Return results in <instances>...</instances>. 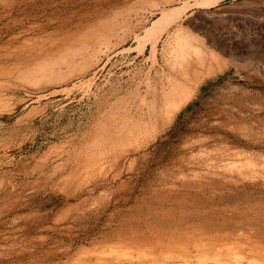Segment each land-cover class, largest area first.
<instances>
[{
  "label": "rangeland",
  "instance_id": "1",
  "mask_svg": "<svg viewBox=\"0 0 264 264\" xmlns=\"http://www.w3.org/2000/svg\"><path fill=\"white\" fill-rule=\"evenodd\" d=\"M171 1L0 0V264H264V0Z\"/></svg>",
  "mask_w": 264,
  "mask_h": 264
},
{
  "label": "bare ground",
  "instance_id": "2",
  "mask_svg": "<svg viewBox=\"0 0 264 264\" xmlns=\"http://www.w3.org/2000/svg\"><path fill=\"white\" fill-rule=\"evenodd\" d=\"M31 1V0H30ZM171 1V0H170ZM166 2V1H165ZM172 2V1H171ZM167 3H169V1L167 2ZM186 3V2H185ZM164 4H166V3H164ZM15 5V4H14ZM165 6V5H164ZM18 7V6H17ZM31 7V6H30ZM186 7H188V5L187 4H184V5H182L181 7H176V8H170V9H160L159 10V16L156 18V19H154L153 21H152V23L150 24V26H148L149 28H148V30H146V32H145V34L144 35H141L138 39H139V41H140V43H142V45H144L143 43H150L151 44V46H153V49H155V45H156V41H157V39H158V37H159V35L162 33V31L168 26V25H170V23L174 20V18H175V20H176V18L184 11V9H186ZM141 8V7H140ZM163 8V7H162ZM126 9V8H125ZM137 13H138V10H136V9H132L131 7H130V9L128 8V10H126V13H120L121 14V16H123V17H121L122 18V21H120V23L119 24H114V28H113V32H117L118 30L120 31V29L122 30V29H125V28H127V26L129 25V23H131V22H128V21H130V17H131V15H133V17L136 15L137 16ZM120 14L118 15V16H120ZM141 15V14H140ZM5 16V15H4ZM133 17H131V18H133ZM115 18V17H114ZM120 19V18H119ZM113 20V19H112ZM117 20V19H116ZM143 20V19H142ZM174 20V21H175ZM135 21H138L137 19H135L134 20V22ZM110 23H111V21H109ZM108 23H106V25H107ZM103 25V28H104V24H102ZM101 25V26H102ZM110 26V25H109ZM108 26V27H109ZM138 26V25H137ZM107 27V28H108ZM106 28V29H107ZM112 28V27H111ZM139 28V27H138ZM105 29V28H104ZM110 29V28H109ZM111 31H112V29H110ZM109 31V30H108ZM123 31V30H122ZM127 31V30H126ZM125 31V32H126ZM129 31V30H128ZM112 32V33H113ZM124 32V33H125ZM103 33V32H102ZM106 33V32H105ZM109 32H107V34H108ZM106 34V35H107ZM109 34H111V32L109 33ZM116 34V33H115ZM123 34V33H122ZM98 35V34H97ZM105 35V36H106ZM114 35V34H113ZM113 35H110L111 37L113 36ZM99 36V35H98ZM101 36V35H100ZM104 36V35H103ZM103 36H101V39H108V38H106V37H103ZM115 37H116V35H114ZM126 36V35H125ZM119 37V36H118ZM136 37H137V35H136ZM95 38V37H94ZM113 38V37H112ZM135 38V37H134ZM95 39H97L96 40V42L98 43V38L96 37ZM103 39V40H104ZM110 40V39H109ZM108 41V40H107ZM107 41H104V42H107ZM116 41H117V39H116ZM125 41V40H124ZM138 41V40H137ZM120 42V41H119ZM179 42H183L182 40L181 41H179ZM178 42V43H179ZM189 42V41H188ZM95 43V42H94ZM101 42H99L98 44H100ZM177 43V44H178ZM190 43V42H189ZM188 43V44H189ZM106 44V43H105ZM185 44V43H184ZM192 44V43H191ZM82 46V45H81ZM81 46H80V48H81ZM83 46H85L86 47V44L85 45H83ZM107 46V45H106ZM178 46V45H177ZM187 46V45H186ZM193 46V45H192ZM175 48H176V46H174ZM179 47H180V43H179ZM178 47V48H179ZM188 47V46H187ZM173 48V47H172ZM177 48V53L180 55V53H182L183 52V47H180L179 49ZM78 49V48H77ZM82 49V48H81ZM151 49H152V47H151ZM150 49V50H151ZM174 49V48H173ZM188 49V48H187ZM75 50V49H74ZM84 50V48L82 49V51ZM186 50V49H185ZM196 50V49H195ZM71 51H73V50H71ZM76 51V50H75ZM82 51H80V53L82 52ZM176 51H174V52H176ZM191 51V50H190ZM192 51H193V47H192ZM86 52H90V51H86ZM151 52V51H150ZM154 51H152V53H153ZM187 52V51H186ZM196 52V51H195ZM70 53V51L68 52V54ZM193 53V52H192ZM196 53H198V49H197V52ZM67 54V53H66ZM77 54H79V53H77ZM86 53H85V51H84V53H83V55H85ZM91 54V53H90ZM173 54V53H172ZM183 54V53H182ZM182 54H181V56H182ZM74 56V54H69L68 55V57L70 58V56ZM174 56H175V54H173ZM178 55V58L179 57H181V56H179ZM195 55V54H194ZM66 56V55H65ZM196 56V55H195ZM82 57V56H81ZM91 57V56H90ZM183 57V56H182ZM181 57V58H182ZM197 57V56H196ZM74 58V57H73ZM180 58V59H181ZM201 56H199V60H198V57H197V66H202V65H199V64H202L201 62H199L200 60H201ZM60 59V58H59ZM62 59V58H61ZM60 59V60H61ZM68 59V58H67ZM60 60H58V61H60ZM51 61V60H50ZM63 61V60H62ZM61 61V62H62ZM72 61V60H71ZM75 62V61H74ZM64 63V62H63ZM73 63V62H72ZM72 63H71V65H72ZM70 64V63H69ZM60 65V64H59ZM58 65V66H59ZM67 65H68V63H67ZM66 65V66H67ZM65 66V67H66ZM182 66V65H181ZM72 67V66H71ZM75 67V66H74ZM87 67V66H86ZM69 68L70 67H68V70H69ZM179 68L181 69V67L179 66ZM84 69V68H83ZM82 69V70H83ZM36 70V69H35ZM79 70V69H78ZM78 70H76V71H78ZM81 71V70H80ZM64 73H62V75H63ZM70 75V74H69ZM67 77H68V75H67ZM59 78H62V77H59ZM63 78H66V77H64L63 76ZM38 79H39V77H38ZM61 80V79H60ZM180 88V89H179ZM178 88V90H184V92H185V89H183V87H179ZM185 88V87H184ZM153 90V89H152ZM177 90V89H176ZM153 91H155V89L153 90ZM174 91V90H173ZM179 91V93H181V94H183L184 95V92H180ZM150 92V91H149ZM148 92V93H149ZM157 92H159V91H157ZM148 93H146V94H148ZM176 93V92H175ZM177 93H178V91H177ZM154 96V98H153V101H154V104H153V102L152 103H150L149 105H148V109L146 110V113H149L148 115H150V114H155V116L157 117V115L156 114H159V117H161V115H163V113H161V112H163V109H162V106L160 107V109H158V103H159V99H160V103H161V101H165L164 99H165V97H164V95L162 96V95H160V96H158L159 95V93H152ZM158 94V95H157ZM151 95V94H150ZM165 95H166V93H165ZM169 95V94H168ZM174 95H176V96H174ZM172 96L173 97H182L181 95L180 96H178L177 94H172ZM167 97V96H166ZM183 98V97H182ZM161 99H163V100H161ZM172 100H173V98H172ZM180 101L181 102V99H176V101ZM174 102H175V99L173 100ZM171 102V104H172V106L176 103H174V102ZM158 102V103H157ZM169 102V101H168ZM180 102H178L179 104H180ZM163 103V102H162ZM174 103V104H173ZM166 104V103H165ZM163 106H164V103H163ZM166 106V105H165ZM167 106L168 107H171L170 106V104L168 105V103H167ZM176 106L177 107H179L178 105H175L174 107H175V109H176ZM167 107V108H168ZM173 107V108H174ZM135 108V107H134ZM170 109V108H169ZM171 109H172V107H171ZM175 109H173L174 111H175ZM139 110V109H138ZM167 112L169 111L168 109H165ZM143 111V110H142ZM139 112V114L137 115V116H139V117H141V116H143V114H144V111L143 112H141V111H138ZM140 113H142V114H140ZM165 113V112H164ZM174 113V112H173ZM116 114V113H115ZM161 114V115H160ZM167 117V116H166ZM154 118V117H153ZM158 118V117H157ZM156 118V119H157ZM163 118V117H162ZM168 118V117H167ZM131 119V118H130ZM135 119V118H134ZM137 119V118H136ZM141 119V118H140ZM139 119V120H140ZM244 119H246V118H244ZM148 120H149V118H148ZM117 121V120H116ZM132 121V120H131ZM156 121V120H155ZM234 121V120H233ZM144 122V121H143ZM117 123H118V121H117ZM133 123H134V121H133ZM136 123H137V121H136ZM152 123V122H151ZM163 123V122H162ZM135 124V123H134ZM134 124H133V126H134ZM146 124V123H145ZM101 125V124H100ZM116 125V124H115ZM118 125V124H117ZM138 125V124H137ZM136 125V126H137ZM140 125V124H139ZM144 125V124H143ZM123 126V125H122ZM145 126V125H144ZM152 126V125H151ZM155 126V125H154ZM140 127V126H139ZM122 128V127H121ZM124 128V127H123ZM126 128V127H125ZM148 129V128H147ZM137 129H135L134 131H135V134L137 133V135H138V132L139 131H136ZM141 130L145 133L146 131H144V128L142 129V127H141ZM124 131V129L122 130V132ZM130 130L128 129V132H129ZM133 131V132H134ZM121 132V133H122ZM125 134V133H124ZM134 134V136H136ZM109 135V134H108ZM118 135V134H117ZM131 135V134H130ZM120 136V135H119ZM129 136V135H128ZM133 136V137H134ZM123 137V136H122ZM97 138V137H96ZM99 138V137H98ZM139 139V138H138ZM135 140V139H134ZM133 140V141H134ZM96 141V140H95ZM99 141V140H98ZM100 141H102V139L100 140ZM99 141V142H100ZM115 141V140H114ZM136 141V140H135ZM98 143V142H97ZM104 143V142H103ZM93 144V143H92ZM95 144L96 143H94V147H96L95 146ZM100 144H101V142H100ZM100 144L98 145V146H100ZM120 144V143H119ZM90 145V144H89ZM102 145V144H101ZM115 146V145H114ZM94 147H92V148H94ZM110 147V146H109ZM99 148V147H98ZM111 148V147H110ZM97 150H99V149H97ZM101 150H103L104 151V149H101ZM108 150V149H107ZM97 153H99V152H97ZM101 153H103V152H101ZM108 153V152H107Z\"/></svg>",
  "mask_w": 264,
  "mask_h": 264
}]
</instances>
